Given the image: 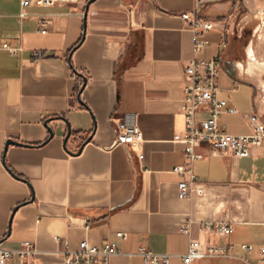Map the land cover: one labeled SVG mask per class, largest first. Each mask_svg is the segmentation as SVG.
<instances>
[{
  "label": "crops",
  "instance_id": "1",
  "mask_svg": "<svg viewBox=\"0 0 264 264\" xmlns=\"http://www.w3.org/2000/svg\"><path fill=\"white\" fill-rule=\"evenodd\" d=\"M195 12L215 25L199 36L206 47L196 56L183 19ZM45 20L52 23L44 34ZM260 44L259 0H55L27 8L0 0V249L29 242L38 251L9 264H64L83 241L117 243L110 264H146L141 247L185 264L191 240L229 248L226 258L193 264H262L264 144L245 158L201 148L209 155L194 172L203 193L190 199L179 197L185 177L174 172L186 162L174 142L185 127V64L219 59L220 97L237 109L220 128L250 135L264 129ZM128 113L146 140L142 162L118 143L115 122ZM207 223L234 232L216 235Z\"/></svg>",
  "mask_w": 264,
  "mask_h": 264
},
{
  "label": "built area",
  "instance_id": "2",
  "mask_svg": "<svg viewBox=\"0 0 264 264\" xmlns=\"http://www.w3.org/2000/svg\"><path fill=\"white\" fill-rule=\"evenodd\" d=\"M55 0H21L23 8H27L37 3H53ZM264 4V0H259ZM22 17L26 16L23 12ZM183 19L187 27L194 34V54L198 55L206 47V42L199 39L204 32L212 31L215 25L212 21L204 20L198 16V12L186 13ZM50 20L42 22V33H46ZM12 54H17L20 49H13L8 44L4 45ZM36 57H41V53L35 52ZM218 58L212 60H199L194 57L188 61L184 67V73L187 81L185 87V127L181 134L174 137L175 143L184 146L185 164L177 166L174 172L185 177L180 182L179 197L181 199H190L196 194H202L199 187V178L194 172L196 162L205 159L209 153L200 151L201 148L209 147L213 154L231 153L235 157H250L252 149L264 144V129L257 125L255 132L250 135H232L224 132L220 128V119L224 114H236L237 109L231 107L228 101L220 97L221 89L218 84L219 79ZM204 110L209 117L204 120H198L197 114ZM116 130L118 143L130 146L142 162L143 145L146 142L143 131L139 125L138 116L133 113L124 115L116 121ZM205 229L210 233L228 236L234 230L231 225L226 223H207ZM184 234H190V226L182 228ZM122 240H126L128 235L123 232L117 234ZM248 249V245L243 246ZM121 250L117 243L111 242L98 247L91 245L88 241H83L76 251L68 250L64 254V264H110L114 255L120 254ZM38 251L35 244L25 242L18 250L0 249V264H9L16 256L23 263H27L32 257H36ZM138 254L143 257L146 264H170V255L157 254L149 251L145 247L139 249ZM264 264V248L261 249ZM229 256L227 246H205L198 240H191L188 253L183 256L185 264H193L198 260L211 258H226Z\"/></svg>",
  "mask_w": 264,
  "mask_h": 264
},
{
  "label": "rangeland",
  "instance_id": "3",
  "mask_svg": "<svg viewBox=\"0 0 264 264\" xmlns=\"http://www.w3.org/2000/svg\"><path fill=\"white\" fill-rule=\"evenodd\" d=\"M248 37V30L244 31V36L242 39H240L241 44H245L247 42ZM261 45V44H260ZM262 49L257 51V58H263V61L261 65L255 66V78L257 79L258 83L264 86V44L261 45ZM264 89V88H263Z\"/></svg>",
  "mask_w": 264,
  "mask_h": 264
},
{
  "label": "water",
  "instance_id": "4",
  "mask_svg": "<svg viewBox=\"0 0 264 264\" xmlns=\"http://www.w3.org/2000/svg\"><path fill=\"white\" fill-rule=\"evenodd\" d=\"M92 2V1H91ZM10 144H18L16 141H13V140H9L8 141V145H10Z\"/></svg>",
  "mask_w": 264,
  "mask_h": 264
}]
</instances>
